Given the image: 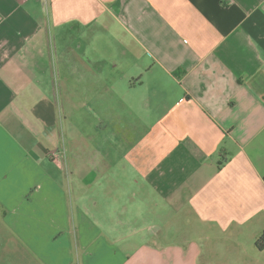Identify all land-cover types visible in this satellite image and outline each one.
<instances>
[{"label":"crops","instance_id":"crops-1","mask_svg":"<svg viewBox=\"0 0 264 264\" xmlns=\"http://www.w3.org/2000/svg\"><path fill=\"white\" fill-rule=\"evenodd\" d=\"M129 58L94 162L90 77ZM263 232L264 0H0V238L21 239L18 264H264Z\"/></svg>","mask_w":264,"mask_h":264},{"label":"rangeland","instance_id":"rangeland-1","mask_svg":"<svg viewBox=\"0 0 264 264\" xmlns=\"http://www.w3.org/2000/svg\"><path fill=\"white\" fill-rule=\"evenodd\" d=\"M92 68L99 69L102 67L105 62H102V54L101 56L92 57L91 60ZM102 68H109L107 66H103ZM102 68L97 71V74L92 73V76L90 77L89 87L90 88H106L105 82H114V87L109 88H131L130 82L133 80H137L139 77L138 75H135L136 71V64L135 61L132 58H129L126 62H121L117 65L115 71H105L102 73ZM139 84V83H137ZM135 88H147L146 86H137ZM92 100L90 102V112L86 114L85 121H86V127L85 131L89 133L90 139H86L83 141L85 144H87V148L89 145L90 148V154L92 157V161L96 162L99 161L102 157V138L103 135L105 136V130L106 127H104L102 122V97L105 96V92L102 89L101 92H98L96 89V92L91 93ZM101 100L99 105L97 100ZM64 122L62 121V124L60 123V133L61 135H65L67 131V127ZM108 131H111L109 128ZM88 135V136H89ZM89 141V142H88ZM77 148V145L75 144V147ZM93 197L98 196L97 193L92 194ZM2 239H5V242H2ZM7 240V241H6ZM21 239L17 235H12L5 238H0V251H4L3 253H0V262H8L10 261V264H18L19 261V252L23 249ZM2 264V263H0Z\"/></svg>","mask_w":264,"mask_h":264},{"label":"trees","instance_id":"trees-1","mask_svg":"<svg viewBox=\"0 0 264 264\" xmlns=\"http://www.w3.org/2000/svg\"><path fill=\"white\" fill-rule=\"evenodd\" d=\"M257 245L259 248H263L264 247V232L263 234L259 237L258 241H257Z\"/></svg>","mask_w":264,"mask_h":264}]
</instances>
